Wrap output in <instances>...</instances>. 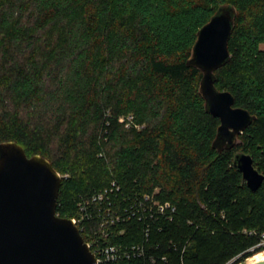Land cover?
<instances>
[{
	"label": "trees",
	"instance_id": "trees-1",
	"mask_svg": "<svg viewBox=\"0 0 264 264\" xmlns=\"http://www.w3.org/2000/svg\"><path fill=\"white\" fill-rule=\"evenodd\" d=\"M223 5L237 16L231 60L216 71L215 85L256 116L232 156L233 149L212 147L220 121L205 110L201 72L187 66L197 32ZM0 53V143L15 141L51 162L62 177L61 217H77L81 197L115 180L133 195L160 186V197L177 207L174 220L152 234L157 253L169 257L159 264H222L255 238L243 229L264 234V182L252 192L233 165L239 150L253 156L254 166L259 153L263 171L255 168L264 175V0H0ZM149 76L163 81L171 101L166 117L164 102L150 95ZM191 81L197 89L183 96ZM129 115L126 128L119 119ZM39 137L57 140L64 156ZM86 150L102 162L103 174L116 175L62 200L70 178L64 174L87 178ZM176 152L185 164L174 179ZM126 169L139 180L126 183ZM97 228L87 225L84 240ZM128 229L122 241H142L143 224Z\"/></svg>",
	"mask_w": 264,
	"mask_h": 264
},
{
	"label": "water",
	"instance_id": "water-1",
	"mask_svg": "<svg viewBox=\"0 0 264 264\" xmlns=\"http://www.w3.org/2000/svg\"><path fill=\"white\" fill-rule=\"evenodd\" d=\"M236 16L234 6H220L197 32L187 60L188 67L202 74L199 94L206 112L220 121L212 143L219 153L240 145V136L256 119L235 106L231 92L215 85L216 71L231 60L228 45ZM233 165L242 174V184L258 191L264 175L255 168L253 156L239 150ZM61 183L45 157H28L15 141L0 143V264H97L78 226L57 215Z\"/></svg>",
	"mask_w": 264,
	"mask_h": 264
},
{
	"label": "built area",
	"instance_id": "built-area-1",
	"mask_svg": "<svg viewBox=\"0 0 264 264\" xmlns=\"http://www.w3.org/2000/svg\"><path fill=\"white\" fill-rule=\"evenodd\" d=\"M126 127L133 124V116L122 120ZM78 216L72 218L80 232L87 225L98 223L93 238L86 241L95 255L97 264H159L168 263L167 254L159 255V245H153L154 231L162 232L163 223L174 220L177 207L159 201L154 195L125 193L117 181L99 189L77 202ZM143 224L141 242L122 241L132 223ZM251 235H257L256 232ZM259 246L264 247V234Z\"/></svg>",
	"mask_w": 264,
	"mask_h": 264
},
{
	"label": "rangeland",
	"instance_id": "rangeland-1",
	"mask_svg": "<svg viewBox=\"0 0 264 264\" xmlns=\"http://www.w3.org/2000/svg\"><path fill=\"white\" fill-rule=\"evenodd\" d=\"M0 55L2 56V53H0ZM0 59H1V57H0ZM119 70H123V69L119 68ZM222 77H224V76L222 75ZM147 80H148V83H150V85H151L149 92L151 93L150 95L152 96V98L153 99H157L158 98V99H161L164 102L163 109H162V114H163L164 117H166L167 109L169 107V102H171V101H170L169 98L165 97V95H164L163 81H161L159 78L158 79L154 78V76L147 77ZM222 83H223V81H222ZM143 85H145V83H143ZM197 87L198 86H197L196 81H191V82L186 83V85L182 88L181 92L184 94L183 96H187L190 93V91L192 92V91L196 90ZM218 87L224 90V88L222 87L221 83H220V85ZM180 99H185V98H180ZM86 120L87 119H85L83 121H86ZM122 120H123V117H121L119 119V122L120 123H124ZM80 122L81 121L78 120V121H76V124H79ZM87 123H88L89 127L91 128V129H89V131L91 132L92 130H94L93 129L94 126L92 124H90L89 122H87ZM125 127H126V125H125ZM126 128H130V127H126ZM136 128L141 130L143 128V126H137ZM40 138L41 137L38 138V142H40L41 144L47 145L52 150L53 153H56L57 155L62 154L64 156L63 151L59 147V142L57 140H52L49 137H47V138L43 137L41 139ZM238 149L239 148L233 149V151L230 152V156H232L233 153L236 150H238ZM244 150L246 152H250V145L248 143H246V145L244 147ZM176 153L177 154L174 153L172 162H173L174 168H178L179 167V173L176 174L174 172V175L172 173V176H173L174 179H176L178 176H179V178L181 177V169H180V167L184 166V164H185V160L182 158L181 154L178 153V152H176ZM85 154H86V158L90 162V165H89L90 166V170H89V172L87 174V178L81 180L79 177L78 178L74 177L73 175H70L68 173L64 174L63 177L66 178L67 176H70V178L65 182V184L63 186V189H62V192L60 194V198L62 200L65 199L67 196H70V194L77 195V192L78 193L82 192L85 189H87L89 186H92L94 184L95 185L96 184L97 185L104 184L105 182L108 181V179L110 177L116 175V173L114 171L110 172L108 175L103 174L102 173V168H100V164L102 162L97 161V159L95 158L96 156L94 157V155H89V150H86ZM254 154H255L254 155V157H255V166L260 171H263L262 164H260L261 159L259 157V153H254ZM27 155H28V157H32V155H34V154L28 152ZM121 176L125 178L124 181L126 183L139 180L138 177L130 175V170H128V169L122 171L121 172ZM149 176H150V174L147 175L148 178H149ZM161 189L162 188L160 186H156V187L151 189V194L154 195L161 202L173 204L171 201L163 200L160 197ZM57 215L61 217V215H63V211L61 213L57 214ZM242 232L244 234L250 236V237H255V238L254 239L251 238L250 240H247L246 242H248L249 245L246 247L245 250H243L240 254H238L237 256L233 257L232 259H229V260L223 262L222 264H249L248 261H249V259L252 256H253L252 257V262L257 261L262 256H264L263 254L255 255L258 252L264 251V247L263 246H259V244L261 243V239L260 238H261V235L263 233H258L257 230H254V229H251V230L243 229ZM250 232H252V233L256 232L257 235H251ZM185 245H184V247L182 249V252L185 251V248H186ZM181 264H184L183 260L181 261Z\"/></svg>",
	"mask_w": 264,
	"mask_h": 264
},
{
	"label": "bare ground",
	"instance_id": "bare-ground-1",
	"mask_svg": "<svg viewBox=\"0 0 264 264\" xmlns=\"http://www.w3.org/2000/svg\"><path fill=\"white\" fill-rule=\"evenodd\" d=\"M264 255V254H263ZM261 260H264V256H262L259 260H257V261H261ZM257 261H254V262H252V263H255V262H257ZM251 263V264H252Z\"/></svg>",
	"mask_w": 264,
	"mask_h": 264
}]
</instances>
